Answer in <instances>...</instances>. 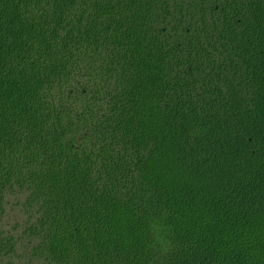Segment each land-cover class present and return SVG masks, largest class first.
Returning <instances> with one entry per match:
<instances>
[{"label":"trees","instance_id":"trees-1","mask_svg":"<svg viewBox=\"0 0 264 264\" xmlns=\"http://www.w3.org/2000/svg\"><path fill=\"white\" fill-rule=\"evenodd\" d=\"M25 262L264 264V0H0Z\"/></svg>","mask_w":264,"mask_h":264},{"label":"rangeland","instance_id":"rangeland-1","mask_svg":"<svg viewBox=\"0 0 264 264\" xmlns=\"http://www.w3.org/2000/svg\"><path fill=\"white\" fill-rule=\"evenodd\" d=\"M10 201L12 202L7 205V210L5 217L3 218V222L6 224L5 227L9 230V232L10 231L13 232L12 227L15 228L17 221L23 223L25 219V214L22 211L21 207L16 204L15 197L10 196ZM13 234H16V232L14 231ZM23 264H28V263L25 262Z\"/></svg>","mask_w":264,"mask_h":264}]
</instances>
